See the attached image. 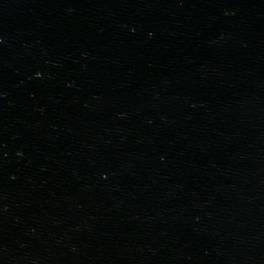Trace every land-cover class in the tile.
Listing matches in <instances>:
<instances>
[{
  "label": "water",
  "instance_id": "obj_1",
  "mask_svg": "<svg viewBox=\"0 0 264 264\" xmlns=\"http://www.w3.org/2000/svg\"><path fill=\"white\" fill-rule=\"evenodd\" d=\"M0 264H264V0H0Z\"/></svg>",
  "mask_w": 264,
  "mask_h": 264
}]
</instances>
